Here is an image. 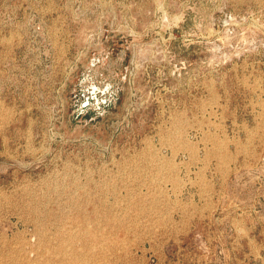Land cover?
Masks as SVG:
<instances>
[{
	"label": "rangeland",
	"instance_id": "rangeland-1",
	"mask_svg": "<svg viewBox=\"0 0 264 264\" xmlns=\"http://www.w3.org/2000/svg\"><path fill=\"white\" fill-rule=\"evenodd\" d=\"M0 264H264V0H0Z\"/></svg>",
	"mask_w": 264,
	"mask_h": 264
},
{
	"label": "bare ground",
	"instance_id": "bare-ground-1",
	"mask_svg": "<svg viewBox=\"0 0 264 264\" xmlns=\"http://www.w3.org/2000/svg\"><path fill=\"white\" fill-rule=\"evenodd\" d=\"M79 233V232H78Z\"/></svg>",
	"mask_w": 264,
	"mask_h": 264
}]
</instances>
